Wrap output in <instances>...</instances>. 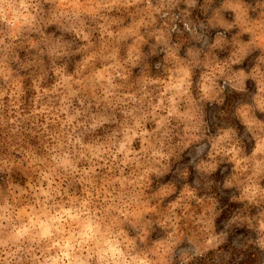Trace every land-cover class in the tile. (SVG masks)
I'll return each mask as SVG.
<instances>
[{
  "label": "rangeland",
  "instance_id": "374dc122",
  "mask_svg": "<svg viewBox=\"0 0 264 264\" xmlns=\"http://www.w3.org/2000/svg\"><path fill=\"white\" fill-rule=\"evenodd\" d=\"M0 264H264V0H11Z\"/></svg>",
  "mask_w": 264,
  "mask_h": 264
},
{
  "label": "clouds",
  "instance_id": "9594fccd",
  "mask_svg": "<svg viewBox=\"0 0 264 264\" xmlns=\"http://www.w3.org/2000/svg\"><path fill=\"white\" fill-rule=\"evenodd\" d=\"M10 7H11V0H0V11H7V10L10 9ZM226 172H227V169L225 168L219 173V175L221 177H223L224 173H226ZM223 211H224V208H221V214H222ZM219 217H217V220H218ZM230 219H231V216L229 215L224 221L221 222L222 225H223V230H225L224 226L228 223V221ZM227 231H228L229 235L233 234L235 232V225L231 229H228ZM243 234L246 236L245 242L246 241H251L252 242V243L249 244V248L250 249H255L257 252H260L261 249H259L256 246V244H255V240H256L255 233L252 232V231H249V230H244ZM185 246H187V245H185ZM180 252H181V249L178 247L177 250H176L175 255L178 257L180 255ZM195 259L196 258L194 257V260Z\"/></svg>",
  "mask_w": 264,
  "mask_h": 264
}]
</instances>
